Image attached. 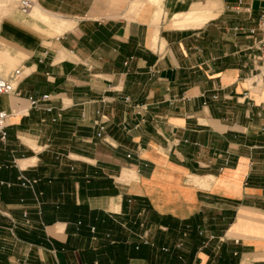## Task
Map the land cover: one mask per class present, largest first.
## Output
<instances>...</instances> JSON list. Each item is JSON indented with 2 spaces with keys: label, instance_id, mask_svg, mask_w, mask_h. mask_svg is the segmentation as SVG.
I'll use <instances>...</instances> for the list:
<instances>
[{
  "label": "crops",
  "instance_id": "0c3cea01",
  "mask_svg": "<svg viewBox=\"0 0 264 264\" xmlns=\"http://www.w3.org/2000/svg\"><path fill=\"white\" fill-rule=\"evenodd\" d=\"M263 31L264 0H0V264H264Z\"/></svg>",
  "mask_w": 264,
  "mask_h": 264
},
{
  "label": "built area",
  "instance_id": "2783aa9c",
  "mask_svg": "<svg viewBox=\"0 0 264 264\" xmlns=\"http://www.w3.org/2000/svg\"><path fill=\"white\" fill-rule=\"evenodd\" d=\"M238 2L240 3L241 0H238ZM34 3H35V0H18V6H19V9L22 13H29V11L31 10ZM259 42L264 49V31L262 32V36H261V39L259 40ZM20 77H21V75H20L19 71H13L9 75H7L6 77H3L0 75V97L4 94L16 93ZM48 98H49V95L44 94L39 99L30 96V97H28V100H29L30 106L34 107V106H37L39 102L48 100ZM125 100L128 101V97H125ZM45 109L47 111H51L52 107L46 106ZM8 115H9V113L7 111L0 109V139H5V137L7 135L6 128H7ZM55 120H56V118H53V121H55ZM105 122L103 121L102 124L99 126L98 135H100V132L104 129ZM36 182H37V179H35V178H27L24 175H21L19 177V184L22 187L32 188ZM0 184H6L8 186L10 185V183H6L3 181H0ZM24 214L26 215V213H24ZM77 224L80 225L81 221H77ZM90 229H91V231L95 230L94 227H90ZM203 233H204L203 230H201V229L197 230L198 235L201 236V235H203ZM211 238H213V235H209L207 240L203 241L202 244L206 245L207 241ZM182 245H183V241L179 239L178 241L175 242L174 247L176 249H178V248H181ZM161 250L167 252V251H169V247H161Z\"/></svg>",
  "mask_w": 264,
  "mask_h": 264
},
{
  "label": "rangeland",
  "instance_id": "374dc122",
  "mask_svg": "<svg viewBox=\"0 0 264 264\" xmlns=\"http://www.w3.org/2000/svg\"><path fill=\"white\" fill-rule=\"evenodd\" d=\"M20 247V246H19ZM19 247H18V249H19ZM17 253H21V252H19V250H18V252ZM13 264H16L15 262L13 263Z\"/></svg>",
  "mask_w": 264,
  "mask_h": 264
},
{
  "label": "trees",
  "instance_id": "16d2710c",
  "mask_svg": "<svg viewBox=\"0 0 264 264\" xmlns=\"http://www.w3.org/2000/svg\"><path fill=\"white\" fill-rule=\"evenodd\" d=\"M11 188V187H10ZM0 256H1V254H0Z\"/></svg>",
  "mask_w": 264,
  "mask_h": 264
}]
</instances>
